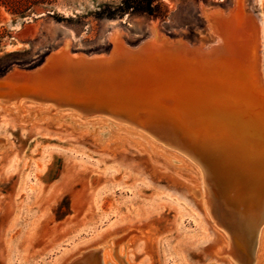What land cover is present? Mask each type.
I'll use <instances>...</instances> for the list:
<instances>
[{
    "label": "rangeland",
    "instance_id": "374dc122",
    "mask_svg": "<svg viewBox=\"0 0 264 264\" xmlns=\"http://www.w3.org/2000/svg\"><path fill=\"white\" fill-rule=\"evenodd\" d=\"M123 2L55 0L22 17L0 7V80L17 71H38L52 57L66 53L110 58L114 29L132 50L152 37L153 23L158 36L171 44L210 46L216 37L207 16L212 11L227 15L236 6V0H156V16H119L116 10ZM245 4L247 12L264 23V0ZM36 8L52 14L43 18L42 32L25 43L17 35ZM121 95L125 94L118 98ZM0 103V141L12 144L0 149V264H72L101 243L114 244L127 228L150 224L146 232L156 234L157 243L150 249L135 237L132 264H240L230 216L224 229L207 199L213 194L212 177L186 154L190 152L108 114L84 115L74 108L59 109V102L42 105L33 99ZM34 104L41 112L48 106L52 111L37 124L21 120L33 112L21 114L20 106L32 109ZM60 116L66 121L60 123ZM117 131L136 144H127L120 152L103 148L101 143ZM211 134L207 136L213 139ZM229 147L214 139L208 143L224 172L239 166ZM220 238L224 242L218 249ZM122 246L128 252L127 245ZM230 250L233 255H226ZM97 262L96 258L93 263Z\"/></svg>",
    "mask_w": 264,
    "mask_h": 264
},
{
    "label": "bare ground",
    "instance_id": "6f19581e",
    "mask_svg": "<svg viewBox=\"0 0 264 264\" xmlns=\"http://www.w3.org/2000/svg\"><path fill=\"white\" fill-rule=\"evenodd\" d=\"M246 6L245 0H236L232 13L210 12L208 23L216 37L210 46L171 44L158 36L153 23L152 37L132 50L114 29L110 58L88 59L70 53L54 56L37 72L17 71L1 79L0 99L10 104L24 99L42 105L59 102V109L74 108L84 115L108 114L190 152L186 154L194 156L212 177L213 196L209 194L207 199L224 229L230 216V233L240 249V264H260L264 259V23L248 13ZM122 93L125 95L118 98ZM25 108L20 106L21 114H33L21 120L36 124L52 111L49 106L43 107L45 112L36 105ZM60 117L62 123L67 119ZM121 132L110 133L100 142L102 147L120 152L135 143ZM208 133L233 149L230 154L239 164L238 170H222L220 160L217 163L212 150L209 152L208 143L213 139ZM8 141H0V149L9 148L12 144ZM150 225L129 227L114 244L101 243L72 264H94L96 258L97 264H117L114 255L120 264H132L130 247L135 240L140 238L153 248L156 234L146 232ZM222 241L220 238L218 249ZM218 252L215 250L217 256ZM225 254L233 255L231 250Z\"/></svg>",
    "mask_w": 264,
    "mask_h": 264
},
{
    "label": "trees",
    "instance_id": "16d2710c",
    "mask_svg": "<svg viewBox=\"0 0 264 264\" xmlns=\"http://www.w3.org/2000/svg\"><path fill=\"white\" fill-rule=\"evenodd\" d=\"M53 3L55 0H0V7L6 9L11 15L22 17L35 7H46ZM158 11L159 6L156 5V0H124L116 10L119 16L127 13L156 16Z\"/></svg>",
    "mask_w": 264,
    "mask_h": 264
},
{
    "label": "water",
    "instance_id": "95a60500",
    "mask_svg": "<svg viewBox=\"0 0 264 264\" xmlns=\"http://www.w3.org/2000/svg\"><path fill=\"white\" fill-rule=\"evenodd\" d=\"M51 14L52 13L46 9L36 8L29 16L26 17L28 22L22 26L17 38L25 43L31 42L42 32L43 25L45 24V20H43V18Z\"/></svg>",
    "mask_w": 264,
    "mask_h": 264
}]
</instances>
